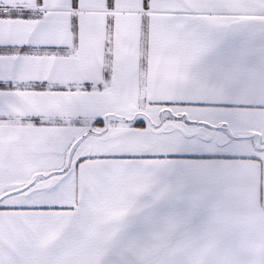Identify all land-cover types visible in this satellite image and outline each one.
<instances>
[{"label":"snow or ice","instance_id":"obj_1","mask_svg":"<svg viewBox=\"0 0 264 264\" xmlns=\"http://www.w3.org/2000/svg\"><path fill=\"white\" fill-rule=\"evenodd\" d=\"M0 264H264V0H0Z\"/></svg>","mask_w":264,"mask_h":264}]
</instances>
